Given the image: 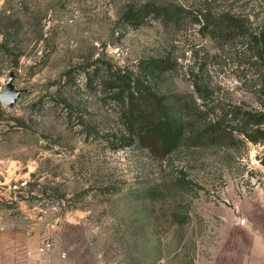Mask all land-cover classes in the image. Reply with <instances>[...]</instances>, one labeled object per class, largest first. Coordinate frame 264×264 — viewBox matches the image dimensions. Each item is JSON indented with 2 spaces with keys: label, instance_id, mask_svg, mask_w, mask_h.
Returning a JSON list of instances; mask_svg holds the SVG:
<instances>
[{
  "label": "rangeland",
  "instance_id": "rangeland-1",
  "mask_svg": "<svg viewBox=\"0 0 264 264\" xmlns=\"http://www.w3.org/2000/svg\"><path fill=\"white\" fill-rule=\"evenodd\" d=\"M124 71L181 132L163 156ZM10 73L0 264H234L264 208V0H0V92Z\"/></svg>",
  "mask_w": 264,
  "mask_h": 264
},
{
  "label": "trees",
  "instance_id": "trees-1",
  "mask_svg": "<svg viewBox=\"0 0 264 264\" xmlns=\"http://www.w3.org/2000/svg\"><path fill=\"white\" fill-rule=\"evenodd\" d=\"M151 12L168 15L164 7L146 6L137 12V19L141 22ZM149 64L153 70L168 67V61L163 59H153ZM120 81L115 93L122 101L128 129L136 131L135 136L143 146L155 154L165 155L179 142L181 132L167 115L162 99L143 88L132 72L124 71Z\"/></svg>",
  "mask_w": 264,
  "mask_h": 264
},
{
  "label": "crops",
  "instance_id": "crops-1",
  "mask_svg": "<svg viewBox=\"0 0 264 264\" xmlns=\"http://www.w3.org/2000/svg\"><path fill=\"white\" fill-rule=\"evenodd\" d=\"M258 213L250 220V230L247 236L238 242V256L234 264L264 263V208L254 211Z\"/></svg>",
  "mask_w": 264,
  "mask_h": 264
},
{
  "label": "water",
  "instance_id": "water-1",
  "mask_svg": "<svg viewBox=\"0 0 264 264\" xmlns=\"http://www.w3.org/2000/svg\"><path fill=\"white\" fill-rule=\"evenodd\" d=\"M14 75L10 73L6 83L5 90L0 92V102L11 107L22 93L21 89H16L13 84Z\"/></svg>",
  "mask_w": 264,
  "mask_h": 264
},
{
  "label": "built area",
  "instance_id": "built-area-1",
  "mask_svg": "<svg viewBox=\"0 0 264 264\" xmlns=\"http://www.w3.org/2000/svg\"><path fill=\"white\" fill-rule=\"evenodd\" d=\"M42 250V249H41ZM259 264H264V263H259Z\"/></svg>",
  "mask_w": 264,
  "mask_h": 264
}]
</instances>
